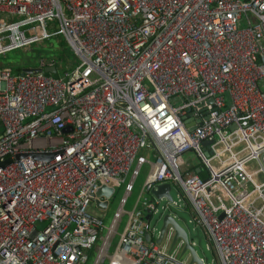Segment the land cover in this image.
Instances as JSON below:
<instances>
[{"label":"built area","instance_id":"2783aa9c","mask_svg":"<svg viewBox=\"0 0 264 264\" xmlns=\"http://www.w3.org/2000/svg\"><path fill=\"white\" fill-rule=\"evenodd\" d=\"M56 36L73 59L0 68V264H197L146 220L164 184L215 264H264V0H0V56Z\"/></svg>","mask_w":264,"mask_h":264},{"label":"rangeland","instance_id":"374dc122","mask_svg":"<svg viewBox=\"0 0 264 264\" xmlns=\"http://www.w3.org/2000/svg\"><path fill=\"white\" fill-rule=\"evenodd\" d=\"M17 18H13L12 20H16ZM34 49L32 51H26V50H16L12 51L10 53H7L5 56H0V68L2 67H14L16 65L20 66L21 68H33L35 67L36 62L40 58H48V59H67L68 57L72 56L65 41L61 36H56L51 38L50 40L33 46ZM37 50V52L35 51ZM75 66H72L71 69H73ZM2 131V127L0 124V134ZM186 163H194L198 162V159L193 153H190L187 158H185ZM255 166L251 165V169H254ZM148 173V168L144 166L143 169H141L140 176L138 177L139 181L145 180ZM126 184H123L120 186V189H117L114 193V195L109 200V206L107 208V211L105 214H107L105 225H109L111 222V219L117 210V208L120 205ZM171 194L173 196L174 200H177V192L174 187H172ZM135 199V196L133 197ZM168 208L164 210L165 207ZM158 209V213L154 215L151 219V227L155 228L156 231H159L162 226V219L163 217L167 215H171L175 218L177 223L186 231L188 234L189 241L191 243H195L194 248L197 254L203 258L207 264H215L214 262V255L211 250L207 249V242L204 238L203 233L199 229H195L191 224H189L190 220V210L186 207H182V209L178 210L177 208H174L173 206L168 204V201H160L159 205L156 206ZM132 209V196L128 198L126 204L124 205V210L129 211ZM89 214L100 216L102 211L99 209H96L95 206H91L88 210ZM126 218L123 219V224H125ZM38 229H42L45 226V223L43 224H37L36 225ZM105 233L102 232L100 237L104 235ZM157 236V232L153 233V238L155 239ZM99 245V243L97 244ZM92 251L89 253V260L86 264H94V261L96 259V254H92ZM183 258H186L183 257ZM103 264H108V262L105 260Z\"/></svg>","mask_w":264,"mask_h":264},{"label":"water","instance_id":"95a60500","mask_svg":"<svg viewBox=\"0 0 264 264\" xmlns=\"http://www.w3.org/2000/svg\"><path fill=\"white\" fill-rule=\"evenodd\" d=\"M22 71L24 73H32V72H38L39 70L38 69H30V68H23ZM46 72L48 73H52V74H55L56 73V69L55 68H49L46 70ZM192 130V129H190ZM210 142H204L202 145L203 146H206L208 145ZM206 156H209V154H207ZM35 160H44L42 156H34ZM197 172H199V169L197 170ZM171 188H170V185L169 184H164V185H161L159 187H157L156 190H153L152 191V196L156 199H161L163 197L167 198V200L169 202L172 201V197H171ZM112 194V191L111 190H107L106 188H102L100 189L98 192H97V195L96 197L99 199L101 197H104V198H109L110 195ZM96 206L101 209V210H105L106 207L105 205H100L99 201H96ZM150 213L151 211L148 210V215H146V220L148 221V219L150 218ZM168 225L172 226V229L174 230V238H173V241H172V245L178 240V239H181L184 243V246H183V252L182 254H184L185 252H189L191 254V263H197V264H202V262L200 261V259L197 257L196 255V252H195V249L190 245V242H189V238H188V234L186 233V231L177 223V221L175 220L174 217L170 216V215H165L162 219V226H161V229L159 230V236L158 238L156 239V243L160 244L161 241H162V238L166 232V229L168 227ZM145 240L146 242H149L150 240V235L149 233H146L145 234Z\"/></svg>","mask_w":264,"mask_h":264},{"label":"crops","instance_id":"0c3cea01","mask_svg":"<svg viewBox=\"0 0 264 264\" xmlns=\"http://www.w3.org/2000/svg\"><path fill=\"white\" fill-rule=\"evenodd\" d=\"M69 58V57H68ZM6 67V66H5ZM11 69H12V67H10ZM147 167V166H146ZM144 168V167H143ZM142 168V169H143ZM199 169V168H198ZM197 168H195V171H196V173H199V175H200V172L201 171H199V172H197V170H198ZM139 176H140V174H139ZM138 176V177H139ZM145 180H142V181H139V179L137 178V180L135 181V185H134V192H132V209H133V207H134V204H135V201H136V199H137V195H138V193L140 192V189H141V187H142V184H143V182H144ZM130 196V197H131ZM135 196V199L133 198ZM129 197V198H130ZM100 205H101V203H100ZM103 205H105L106 206V203H102V206ZM96 208V207H95ZM97 209V208H96ZM100 211H102V213L103 214H101L100 216L102 217V218H104V222H106V217H107V214H105V212L107 211V209H106V211H103V210H101V209H99ZM130 211V210H129ZM116 212V211H115ZM148 215V214H147ZM151 216V215H150ZM171 216V215H170ZM113 217H114V215H113ZM113 217H112V219H111V222H110V224L109 225H107L106 226V229L107 228H109V226L111 225V223H112V220H113ZM152 217L153 216H151L149 219H148V222H150L151 221V219H152ZM126 218V222H125V224H123V219H125ZM127 220H128V216L127 215H123V216H121V218H120V221L118 222V225L116 226V228H115V231H114V236H113V238H112V244H111V248H110V250L108 251V256H110L113 252H114V250H115V248L117 247V245H118V241H119V236H120V234L123 232V230H124V228H125V226H126V224H127ZM150 220V221H149ZM151 223V222H150ZM106 229L104 230V233L106 232ZM99 243V245H97ZM97 244H96V249L97 248H99L100 247V245H101V241H99V242H97ZM96 254V250L94 249L93 251H92V253H91V255L92 254ZM107 262H108V260H106Z\"/></svg>","mask_w":264,"mask_h":264},{"label":"trees","instance_id":"16d2710c","mask_svg":"<svg viewBox=\"0 0 264 264\" xmlns=\"http://www.w3.org/2000/svg\"><path fill=\"white\" fill-rule=\"evenodd\" d=\"M68 47V46H67ZM32 49H34V47H30V48H28V49H26V51H32ZM68 49H69V47H68ZM23 51V50H22ZM36 52H37V50H35ZM69 51H70V49H69ZM70 53H71V51H70ZM71 55H72V53H71ZM69 59L71 60V59H73V55L72 56H70L69 57ZM23 68H21L20 66H18V65H16V66H12V70L14 71V72H16V73H18V72H20L21 70H22ZM198 167H201V165H198L196 168H198ZM200 176H205V173H204V171L203 170H201V172H200Z\"/></svg>","mask_w":264,"mask_h":264}]
</instances>
